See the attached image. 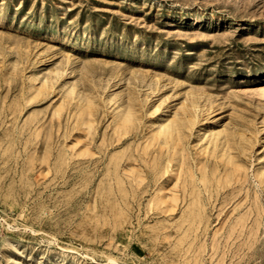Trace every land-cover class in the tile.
Wrapping results in <instances>:
<instances>
[{
	"label": "rangeland",
	"instance_id": "rangeland-1",
	"mask_svg": "<svg viewBox=\"0 0 264 264\" xmlns=\"http://www.w3.org/2000/svg\"><path fill=\"white\" fill-rule=\"evenodd\" d=\"M262 89L264 0H0V264H264Z\"/></svg>",
	"mask_w": 264,
	"mask_h": 264
},
{
	"label": "bare ground",
	"instance_id": "bare-ground-1",
	"mask_svg": "<svg viewBox=\"0 0 264 264\" xmlns=\"http://www.w3.org/2000/svg\"><path fill=\"white\" fill-rule=\"evenodd\" d=\"M254 91L257 94H259V93L264 94V89L260 90V92H259V90H254ZM84 109H87V107L80 104V110L83 111ZM183 112H185V111H183ZM152 114H153V111L151 110L149 115H152ZM114 117H118L119 124L117 125V127L121 128V130H122L121 132H123V133H125L124 131L127 127V124H131L133 122V119H134L132 112L127 108L119 110L116 113V115H114ZM164 120L165 119H157V121H155L157 123L155 126L154 140H153V145H152L153 152H158L160 155L166 154L167 166L171 162H175L176 165H178V167H179V165L181 163V161H180V157H181L180 144H181V140H182L181 139L182 138L181 137L182 130L184 128H186L187 130L188 129L193 130L195 124H194V121H192L191 119H185V118H184V120L170 119L166 123L162 122ZM214 121H216L215 116L211 118L210 124H213ZM201 129H203V128L197 129V133H198L197 135L198 136L200 134H202V133H200ZM203 137H206L209 142L210 141L213 142L214 148L218 152H220V159L222 157V158L226 159L228 161V163L230 162L232 164V160H230V155H229V151H228L229 147L231 145H230L229 140L222 133L216 135V134H213L210 132L209 134H207V136L205 134H203V136L199 137V140H202ZM262 139H263L262 142H264V138H262ZM177 169L178 168H176L173 171H176ZM175 178L177 180L180 179L177 176H175ZM183 188L185 189V184L182 186V189ZM175 193H177V192H175ZM158 200L163 202V204H165V203L167 204L166 211H168V210L169 211L170 210L175 211V209L171 208V206L168 202L171 199L167 200L166 196H161V197H159Z\"/></svg>",
	"mask_w": 264,
	"mask_h": 264
}]
</instances>
